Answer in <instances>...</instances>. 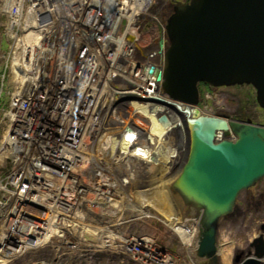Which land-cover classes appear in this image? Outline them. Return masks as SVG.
I'll use <instances>...</instances> for the list:
<instances>
[{
	"label": "built area",
	"instance_id": "1",
	"mask_svg": "<svg viewBox=\"0 0 264 264\" xmlns=\"http://www.w3.org/2000/svg\"><path fill=\"white\" fill-rule=\"evenodd\" d=\"M116 1L117 8L128 4ZM129 2L134 13L125 19L116 10L104 34L94 37L73 27L72 22L79 20L73 12L82 13L76 0L72 5L56 0H0V48L6 44L0 51V257L11 259L9 263L32 252L39 264L51 258L52 264L64 259L79 264L81 258L94 254L105 257L107 264H181L183 260L172 250L174 241L178 247L181 244L179 238L159 215L130 207L131 200L124 194L116 198L98 184L104 178L115 180L123 193L144 192L136 191L135 181L144 176L143 166H150L152 149L133 103L145 101L163 112L178 113L181 119L188 107L162 94L157 46L137 45L142 31L154 36L152 0ZM26 16L32 20L24 21ZM108 32L112 41L105 44L102 40ZM26 38L33 40L32 46ZM50 48L58 58L42 57L41 51ZM53 107L56 112L48 115ZM109 134L116 142L124 136L126 149L110 150ZM77 150L74 157L83 160L79 167L84 174H76L62 161L69 151ZM159 154L155 156L162 158V148ZM161 163L159 158L155 162ZM46 180L63 184L56 209L42 215L45 225L38 237L18 242L11 235L12 227L20 225L14 213L24 208L33 216V208L45 205L32 202L39 199L29 194L40 195ZM20 204L26 206L17 207ZM190 212L198 230L199 213ZM126 225L130 227L123 236L111 237L113 230ZM132 227L141 233L139 237ZM194 251L190 260L184 256L187 264L192 260L203 264ZM158 252L169 253L171 261L157 262L147 256Z\"/></svg>",
	"mask_w": 264,
	"mask_h": 264
},
{
	"label": "water",
	"instance_id": "2",
	"mask_svg": "<svg viewBox=\"0 0 264 264\" xmlns=\"http://www.w3.org/2000/svg\"><path fill=\"white\" fill-rule=\"evenodd\" d=\"M167 1L159 88L190 107L182 120L185 160L171 191L200 213L196 256L218 264L219 220L233 211L242 191L264 177V123L199 114L198 85L250 86L264 113V0ZM176 147L183 150L179 135ZM249 246L252 251H237L232 264H264L262 228Z\"/></svg>",
	"mask_w": 264,
	"mask_h": 264
},
{
	"label": "bare ground",
	"instance_id": "3",
	"mask_svg": "<svg viewBox=\"0 0 264 264\" xmlns=\"http://www.w3.org/2000/svg\"><path fill=\"white\" fill-rule=\"evenodd\" d=\"M60 1L62 2L60 3ZM74 1L75 0H56L57 4L67 3V5H72ZM88 1L89 0H76V3H80L78 4L79 6L77 10L81 9L82 13L79 12V14H77L73 12L74 14H76L75 17L79 18V20H74L72 24L73 27L75 26L77 29L83 28L90 31V33H92L94 37H99L104 34L105 29L108 28V18L110 17L111 19L116 10L122 12L123 18L125 19L129 18L128 16H131L132 13H134V9L130 7L132 5H130L128 8V4L130 3L129 1L132 0H124V3L126 2L128 4H122L118 8L116 0H91V4L93 1L95 5L93 8L90 4H88ZM95 8H97L98 10H96ZM73 10L75 11V9ZM31 20V16L24 17V21L26 22ZM111 38L112 34L111 32H108L106 39L102 41L105 44H108L109 41H112ZM32 41L33 40H29V38L25 39V42H27L26 44H30L31 46L33 45ZM116 43L120 44V41L117 39ZM116 52H118V50H116ZM41 55L46 60H54L58 58L55 50H51V48L45 51H41ZM113 57L114 56L111 55V58ZM81 61L82 60H80L79 62ZM49 75L50 73H48L47 77H49ZM155 96H158V94L155 93ZM135 104L136 103H133L132 106L134 108V113L137 115L136 119L139 121L143 120L142 124L147 127L149 142L151 143L152 149L147 160V162L151 160L150 166L147 164L144 165L142 168L145 172L144 176L140 180L137 179L138 181H135L136 185L134 188L136 189V191L144 192L137 194L133 189H128V192L123 193L117 187L115 180H106L104 178L99 179L98 184L107 192H109L110 195L116 198L125 196L127 200L130 199V207L134 209H148L150 210V212L159 215L160 219H162V221L166 223L165 225L167 226V228L170 229L173 234H176V236L179 238L178 240L182 244L179 245L178 251L175 252V254H177V257H181L182 259L188 257L190 260L193 254V250L197 245V224L195 220V222H193L191 212V215H189L188 213L183 211L184 209L174 196L170 186L178 176L185 160L187 141L184 132L183 121L180 116L177 115L178 113L176 114L171 111H169L168 113L163 112V109L161 107L159 108L158 106H156L155 108H153L148 102L141 101L136 105ZM55 112V107H53L48 115ZM198 113L202 115H209L203 113L202 111H198ZM15 132L16 131L13 130L12 134L15 135ZM177 134L179 135L181 145L183 146V150L181 152L174 149V145L176 144V139L178 136ZM52 135L55 136V133H52ZM112 135L113 134H109L108 136L110 150H114L115 147H120L121 149L125 150L128 144V140L124 138V136H122L121 140L116 142L114 141V137H112ZM161 148L162 152L164 153L162 158L161 156H155L156 154L160 155L159 150H161ZM78 153L79 150L74 152V154L69 151L68 155L62 158V161H64L72 171H75L76 174H84L82 168L79 167L82 165L83 160L74 157ZM158 158L159 160L162 159V163L156 165L155 162ZM177 163L179 164L178 166H176ZM42 184L45 186V188L40 190V195L31 193L29 194V196H37L39 202L32 200L31 201L36 204L45 202L43 204H45L46 206L42 205L41 208L40 204V206H38L37 208H33L34 215L31 216L28 210L22 208L26 205L20 204L17 207H21L22 209H16L14 213L16 217L20 216V218L27 220L25 222L26 226L24 228L20 227L21 225H15L12 227L11 235L18 242L33 241L34 238L38 237L41 232L42 226L45 225V222L43 224L41 220L42 215H50L53 213V210L56 209L58 199H60L59 195L63 190V184H59L58 186L57 184L51 183L48 180L44 181ZM114 186L116 190L114 189ZM43 208H45V210ZM30 217H32V219ZM128 227L130 226L126 225L119 229L113 230L111 232V237L123 236V232L127 231ZM132 230L136 231V236L139 237L141 235V233L137 231L135 227H132ZM131 240L135 241L134 239ZM108 241L109 239L106 242ZM36 243H38V241H36ZM103 243L97 242V244ZM216 248V253L220 257L221 264H230L229 257L227 255L228 246H217ZM147 256L150 257L151 260H155L157 262H160L161 259H164V261H167L169 259L171 261L169 253L165 252H158L152 256H150V254H147ZM172 256L175 258L176 255ZM81 259L82 264H89L86 258L83 257ZM8 261L9 260H7L6 258H1L0 264H6ZM189 264H193V260L190 261Z\"/></svg>",
	"mask_w": 264,
	"mask_h": 264
},
{
	"label": "rangeland",
	"instance_id": "4",
	"mask_svg": "<svg viewBox=\"0 0 264 264\" xmlns=\"http://www.w3.org/2000/svg\"><path fill=\"white\" fill-rule=\"evenodd\" d=\"M151 13L153 19V37L150 38L142 31L137 45H149L160 39L164 33L165 20L171 9L170 3L167 0H152ZM0 16V23H2ZM117 20V18H114ZM124 24V23H123ZM1 36V32H0ZM3 40L0 38V43ZM6 47L5 42L1 44L0 51ZM158 83H159V79ZM202 108L201 111L212 115H225L228 119L237 120L238 117L243 120H250L254 124L264 123V113L256 105L254 100V90L250 86L235 85L229 87L207 88L200 87ZM241 119V120H242ZM189 212V210H185ZM34 214L33 212H30ZM24 228L26 219L20 218L17 220ZM261 227H264V177L256 182L252 187L242 191L235 201L233 211L227 216L219 220L217 228V245L228 246V257L230 264L233 261V255L237 251H246L247 246L253 237L261 233ZM264 230V229H263ZM264 235V231H263ZM173 252L179 249L177 243H172ZM218 264H221L218 256ZM188 259H183L181 264H187ZM264 263V258L262 259ZM61 264H74L71 259H64ZM78 263V262H76ZM17 264H28L27 259H18ZM97 264V263H95Z\"/></svg>",
	"mask_w": 264,
	"mask_h": 264
},
{
	"label": "flooded vegetation",
	"instance_id": "5",
	"mask_svg": "<svg viewBox=\"0 0 264 264\" xmlns=\"http://www.w3.org/2000/svg\"><path fill=\"white\" fill-rule=\"evenodd\" d=\"M200 87H202V88H203V87H207V88H209L208 86H205L204 84H203V85L201 84ZM238 118H239V119H237V120H241V119H242V118H240V117H238ZM242 120H243V119H242ZM247 121H250V120L247 119ZM183 208H185V210H186V209L188 210V207H186V206H184ZM262 228L264 229V227H262ZM249 249H251V247L248 245L246 251L249 250Z\"/></svg>",
	"mask_w": 264,
	"mask_h": 264
}]
</instances>
